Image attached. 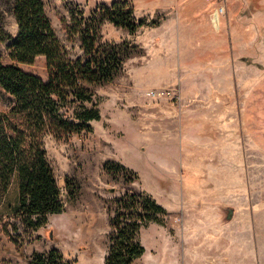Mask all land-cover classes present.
Returning a JSON list of instances; mask_svg holds the SVG:
<instances>
[{
  "label": "rangeland",
  "instance_id": "rangeland-1",
  "mask_svg": "<svg viewBox=\"0 0 264 264\" xmlns=\"http://www.w3.org/2000/svg\"><path fill=\"white\" fill-rule=\"evenodd\" d=\"M112 1L43 0L72 56L80 51L67 41L61 19L75 6L88 13ZM128 1L136 18L157 24L133 33L108 21L101 25V41L129 40L132 54L84 103L99 111L91 131L44 136L63 211L49 215L42 228L16 235L18 248L0 232V263L27 264L29 252L53 243L64 252L76 246L80 261L86 254L104 264L115 202L136 191L165 213L140 228L145 250L131 264H264V152L254 148L256 131L264 144V0L259 7L228 0L235 7L231 17L205 0L198 10L189 6L192 0ZM3 27L15 35L11 14L4 15ZM232 31L239 40L230 37ZM0 54L10 62L5 42ZM19 66L46 77L42 56ZM231 68L237 79L239 71L246 75L236 98L223 86ZM256 71L263 82L254 89ZM245 92L246 109L237 100ZM11 103L0 87V112ZM229 208L233 215L226 219Z\"/></svg>",
  "mask_w": 264,
  "mask_h": 264
},
{
  "label": "trees",
  "instance_id": "trees-1",
  "mask_svg": "<svg viewBox=\"0 0 264 264\" xmlns=\"http://www.w3.org/2000/svg\"><path fill=\"white\" fill-rule=\"evenodd\" d=\"M259 7V0H251ZM251 3V2H249ZM15 20L16 33L4 29V15ZM66 39L80 51L72 56L56 35L43 0H0V42H5L9 63L0 54V87L12 103L0 112V232L14 245L17 236L42 228L47 217L63 211L54 172L46 158V135L68 136L91 131L100 118L92 102L97 86L111 82L132 54L129 40L101 41L104 21L133 33L157 21L136 18L128 0H113L85 13L79 6L62 18ZM45 59L46 77L24 71L19 64ZM74 194L72 193V196ZM110 218L104 264H131L145 248L138 239L147 223L159 222L165 209L147 195L129 191L115 202ZM30 264H75L55 247L33 252Z\"/></svg>",
  "mask_w": 264,
  "mask_h": 264
},
{
  "label": "crops",
  "instance_id": "crops-1",
  "mask_svg": "<svg viewBox=\"0 0 264 264\" xmlns=\"http://www.w3.org/2000/svg\"><path fill=\"white\" fill-rule=\"evenodd\" d=\"M203 3L201 2V0H192L190 2L189 6L191 7V9H195L196 8L198 10V9L204 8ZM235 5H237V4H235ZM226 13H227V17H231L235 13L234 5L233 6L228 5V0H227V11H226ZM231 36L233 37V40H235V39L239 40V38L237 37V33H235L234 31H232V33H230V37ZM243 70L245 71V68H243ZM260 71H256L255 72V74H256L255 78L256 79L254 81V86H253L254 89H256L261 84V82H263L262 75H261L262 72H260ZM235 72H236L235 69L231 68L230 72H228V73L232 74V77L230 79L229 76H228L229 81H227L225 84H223V86L225 88H228V89L232 88L233 89V94H235L234 97L238 93H240V91L243 89V86H242L243 83H246V75H244L243 73L241 74V71H239L240 77L237 79L236 75H235ZM261 92L263 93L264 91L261 90ZM207 98H209V97H207ZM240 99H243V101H239ZM237 100L240 102L239 104L244 105V109H246V104H247L246 92H245V95H244L243 98H239L238 97ZM225 101L229 104V102L231 101L230 94H227L225 96ZM256 104H257V102H256ZM240 115H244L246 117V111L244 110V112L242 114H240ZM262 140H263L262 134L258 135V131H256L255 132V139H254V142H255L254 143V148H255L256 151L259 150L260 152H264V144L262 143ZM230 148H231L230 146H227V148L224 149V152H228V154H229L231 152ZM229 163H230V161L227 160V164L228 165H230ZM13 247L16 248L17 246L13 244ZM53 247L57 248V246L54 245L53 243H49L44 248H40V249L38 248V249L32 250L28 254V257H27V260H26L27 264H30V261H29L30 255L33 252H45V251H48L50 248H53ZM58 250L63 252L64 259H66V260H76L75 264H96V261L93 258H91L90 256H87L86 254H84L82 257H80V259H81V261H80L78 259L80 251L78 250V248L76 246L75 247L74 246H69L68 250L65 251V252H64V250L59 249V248H58ZM14 257H15V255H13L12 260L14 259ZM18 258H19V256H18ZM0 264H6V263H0ZM8 264H11V263L9 262ZM12 264H16L15 261Z\"/></svg>",
  "mask_w": 264,
  "mask_h": 264
},
{
  "label": "built area",
  "instance_id": "built-area-1",
  "mask_svg": "<svg viewBox=\"0 0 264 264\" xmlns=\"http://www.w3.org/2000/svg\"><path fill=\"white\" fill-rule=\"evenodd\" d=\"M206 2H214L217 7V11L221 14H226L227 11V0H205ZM164 94V91H163ZM169 94V92H167Z\"/></svg>",
  "mask_w": 264,
  "mask_h": 264
},
{
  "label": "water",
  "instance_id": "water-1",
  "mask_svg": "<svg viewBox=\"0 0 264 264\" xmlns=\"http://www.w3.org/2000/svg\"><path fill=\"white\" fill-rule=\"evenodd\" d=\"M110 191L112 192L113 191V188L110 189ZM233 215V209L232 208H229L227 210V213H226V219H230ZM48 237L51 238V232L49 233Z\"/></svg>",
  "mask_w": 264,
  "mask_h": 264
}]
</instances>
